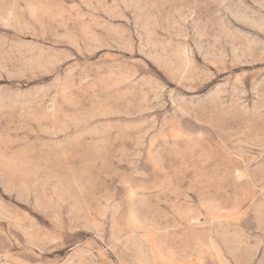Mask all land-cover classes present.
Returning <instances> with one entry per match:
<instances>
[{"label":"rangeland","instance_id":"1","mask_svg":"<svg viewBox=\"0 0 264 264\" xmlns=\"http://www.w3.org/2000/svg\"><path fill=\"white\" fill-rule=\"evenodd\" d=\"M0 264H264V0H0Z\"/></svg>","mask_w":264,"mask_h":264}]
</instances>
